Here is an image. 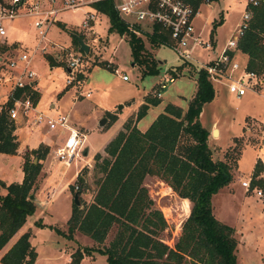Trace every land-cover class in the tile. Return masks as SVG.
Returning <instances> with one entry per match:
<instances>
[{"label": "rangeland", "instance_id": "rangeland-1", "mask_svg": "<svg viewBox=\"0 0 264 264\" xmlns=\"http://www.w3.org/2000/svg\"><path fill=\"white\" fill-rule=\"evenodd\" d=\"M42 4L44 8L60 7L62 0H57L52 5ZM243 8L242 0H217L209 5L204 4L200 9V16L194 20L195 30L201 33L203 39L210 38L212 22L219 19L220 14L223 21L213 31V49L208 50L199 46L192 49L193 63L191 62L192 66H190L192 71L188 70L186 63L176 58L170 46L154 47L145 33L138 35L142 38L146 51L157 61L159 67L157 74L146 76H142L145 65L135 63L128 36L122 35L123 38L120 40L119 33L110 32L108 17L97 11L93 5L62 9L52 16L49 23H46L43 16L25 14L24 10L20 11L22 14L6 21L5 35L0 37V56L4 61L14 58L18 53H26L29 56V67L38 75L36 88L37 90L39 88L40 96L36 108L46 114L57 112L68 114L69 125L87 135L83 145L87 154L83 155L81 160L72 162L69 167L61 164L56 167L58 173L66 172L64 180L68 182V191L57 192L54 190L53 182L44 193V198L46 200L49 198V201L43 206L37 204L34 214L26 220L27 226L30 227L28 231L31 235V244L37 252L34 264H71V255L76 249L84 246L108 245L116 232V225L109 230L104 242L100 244L78 231L74 232L72 239H69L49 227L51 225L67 230L65 222L74 195L69 187L75 183L76 168L79 167V171L84 173L86 189L83 190L81 197L83 204L86 205L92 199L96 189V179L99 177L94 167V155L100 153L105 156L104 147L122 129L121 121L130 109L122 110L123 104L135 107L143 93L152 96L153 90L158 88L160 81L164 79L167 81L169 77L174 76V81L167 82V88L161 91L160 103L148 110L138 123V127L144 130L154 118V114L167 103L176 104L183 110L187 108L196 87V71L202 63L214 60L220 53L240 22ZM88 13H93L95 18L90 26L83 27L82 23ZM40 19H44L42 27L46 31L44 40L40 38L34 26V22ZM58 23L80 34L83 41L89 45L88 53L81 51L79 46L70 40L68 32L61 29ZM43 42L59 47L49 46L44 52L38 49ZM5 46L9 52L2 55L1 50ZM46 53L61 65L52 66L50 69L44 56ZM79 54L81 60L73 74L74 77H71L65 69L66 65L71 55ZM236 59L240 63H245V57L240 53H237ZM104 62L111 68H114L113 63H115L116 72L108 69L107 66V68L103 67ZM181 64L185 66L179 69ZM123 74L128 76L127 81L122 80ZM78 75L81 77L78 78ZM87 77L90 78V83H86ZM68 78L72 79L70 84L66 82ZM213 86L216 91L215 97L211 102L204 104L199 120L206 129H209L208 144L212 149L213 158L229 162L233 175L232 181L212 197L213 212L220 221L235 227L238 238V263L264 264V197L252 196V191L244 192L240 184V180L251 176L252 172L249 171L254 154L258 148L264 147L263 121L252 116L263 111L264 93L248 91L238 98L229 93L222 83L213 82ZM262 88L264 89V86ZM87 92L90 93L89 96H86ZM3 96H7V88L0 86V102ZM129 100L133 102L130 105ZM51 104L54 106L51 107ZM120 104L122 106L119 108ZM104 110L118 112L117 123L109 125ZM20 124L23 131L27 132L38 131L45 134L50 131L44 124L32 125L30 117L21 120ZM218 128L220 134L217 136L218 132H216L214 136L213 129ZM63 136V133L58 134L57 129L51 130V134L48 135L51 139L50 150L55 148V142L60 143L59 140ZM185 140V136H182L179 144ZM50 150L48 160L57 164L52 157L54 153ZM18 172L19 163L16 159L0 155V175L17 180ZM41 180L42 178H38L36 188L32 192L36 203ZM144 185L154 201V206L162 212L167 222L166 229L159 237L166 245L173 247L181 232V224L189 213L190 202L179 197L156 176H146ZM40 218L44 224L42 227L36 226L34 222ZM15 238L16 234L0 251V256ZM78 264H106V259L104 255L95 251L84 254Z\"/></svg>", "mask_w": 264, "mask_h": 264}, {"label": "trees", "instance_id": "trees-1", "mask_svg": "<svg viewBox=\"0 0 264 264\" xmlns=\"http://www.w3.org/2000/svg\"><path fill=\"white\" fill-rule=\"evenodd\" d=\"M196 9L201 3L217 0H188ZM93 7L104 13L109 20V31L121 36L127 35L135 63L145 65L142 76L157 74V61L144 47L142 38L130 30L115 10L112 0H101ZM248 29L238 40L239 53L245 54L246 68L264 74V5L252 8ZM223 21L212 22V30ZM59 27L69 33L74 44L79 46L76 36L63 24ZM154 46L168 43V32L155 24L152 33H145ZM49 66L61 65L46 53ZM188 64V70L192 71ZM103 67L114 71L108 63ZM107 66V67H106ZM183 64L179 66L181 69ZM196 89L186 110L167 103L150 123L141 131L136 123L143 118L150 106L159 104L160 98L146 95L133 117L128 118L122 129L106 144L105 156L94 155L95 170L99 174L91 201L84 205L81 194L86 189L84 173L79 172L75 182L79 189L70 190L78 194V204L72 199L70 215L66 221L67 230L51 226L56 233L72 239L78 231L97 244L103 243L109 230L116 225V232L108 245L103 247L84 246L71 255V264H78L84 254L97 251L105 256L106 264H239L237 260L238 238L233 226L220 221L213 212L212 197L228 185L233 178L231 165L226 160L214 159L208 144L209 131L200 122L199 116L204 104L215 97L213 83L207 71H196ZM81 75H78L80 78ZM25 89H18V97ZM37 103L39 93L32 92ZM8 98L0 108V153L15 154L19 145L15 122L8 118ZM108 124L116 115L106 112ZM182 136L186 140L179 144ZM49 147L40 144L23 153V178L21 182L6 184L0 179V251L34 214L36 202L32 192L42 169V160ZM36 159L34 162L33 159ZM264 166L258 159L251 173L250 185L264 190ZM146 176H156L166 183L179 197L190 202L187 217L181 224V232L173 247L166 245L159 237L167 227L162 212L154 206L144 185ZM38 227L44 226L39 219ZM30 232L25 231L0 256L1 264H34L37 252L29 241Z\"/></svg>", "mask_w": 264, "mask_h": 264}, {"label": "built area", "instance_id": "built-area-1", "mask_svg": "<svg viewBox=\"0 0 264 264\" xmlns=\"http://www.w3.org/2000/svg\"><path fill=\"white\" fill-rule=\"evenodd\" d=\"M56 1L0 0V37L5 35L6 21L22 14L21 10H24L25 14L43 16L46 23H49L52 16L62 9H76L85 5H93L101 0H62L60 7L50 6L48 8H44L42 4L52 5ZM112 1L119 16L136 35L152 33L155 24L166 30L168 32V43L166 45L170 46L175 52L176 58L184 63H193L191 61V52L194 47L199 46L208 50L214 48L211 38L203 39L201 33L196 32L194 20L198 17L200 11L199 7L195 9L188 0ZM242 2L244 8L240 22L236 25L220 53L214 60L202 63L199 67L207 71L212 83H222L229 93L234 94L238 98L244 96L248 91L264 93L262 88L264 86V74L248 70L245 63H240L236 59L237 53H239L238 40L249 27L253 14L252 8L264 5V0H242ZM201 4H209V2ZM94 18L93 13H88L82 26H90ZM44 19L34 22L37 33L42 40L45 39L46 34V31L42 28ZM49 46L53 48L58 45H50L48 42H43L42 45L38 46V49L45 52ZM80 56V54L71 55L68 60L66 70L71 77L81 60ZM0 61V86L7 88V99H12V104L8 108V118L16 122L19 119L30 117L32 125L44 124L48 130H59L64 136L54 150V159L66 167H69L72 162L81 160L83 155H85L83 149L85 134L69 125V116L67 114L60 112L46 114L36 108L37 103L33 102L32 92L37 91L38 75L36 71L29 67V56L26 53H18L12 59L7 61L1 59ZM121 77L124 81L128 80L126 74ZM173 81L174 76L169 77L167 81L165 79L160 81L158 88L153 92V96L160 98L161 91L167 88V82L172 83ZM66 82L70 84L72 79L68 78ZM18 89H27L29 91H23L20 96L15 97L14 93ZM89 95L90 93L87 92L86 96ZM262 133L264 140V121ZM262 145L264 146V144ZM79 172L77 171L76 176ZM250 178L240 180L241 186L246 191H252L259 198L264 197V192L261 188L257 186L251 187ZM78 189L79 184L75 182L74 190Z\"/></svg>", "mask_w": 264, "mask_h": 264}, {"label": "crops", "instance_id": "crops-1", "mask_svg": "<svg viewBox=\"0 0 264 264\" xmlns=\"http://www.w3.org/2000/svg\"><path fill=\"white\" fill-rule=\"evenodd\" d=\"M211 3V2H210ZM209 3V4H210ZM209 4H207V5H209ZM204 6V4H201L200 6H199V11H200V9L202 8ZM198 16H200V13H199V15ZM198 18V17H197ZM66 28V27H65ZM66 29H68V28H66ZM69 34V33H68ZM70 36V35H69ZM70 38V40H71V36L69 37ZM122 38H123V36H121L120 37V40H122ZM72 41V40H71ZM71 43V42H70ZM10 48H12V47H10ZM9 52V50H8V48L5 46V47H2V50H1V54L3 55V54H7ZM240 55H242V56H244L245 57V60H244V62H246V60H247V56L245 55V54H242V53H240ZM1 59H3L2 58V56H0V60ZM48 62V61H47ZM110 62V61H109ZM111 63V62H110ZM113 63V62H112ZM113 66H114V68H116V64L115 63H113ZM0 68H1V61H0ZM50 69H52V66H50ZM66 69V68H65ZM115 72H116V69L114 70ZM86 83H90V78L89 77H87V79H86ZM156 89V88H155ZM154 89V90H155ZM195 89H196V87H195ZM154 90H153V92H154ZM37 92L39 93V96H40V91H39V88H38V90H37ZM194 93H195V90H194V92H193V94H192V96L194 95ZM148 93H143V95H142V98H141V100L135 105V107L133 106V105H131V106H133L132 108H131V106H128L126 103H124L123 104V109L122 110H125L126 108H130L126 113H125V115H124V117H123V119H122V121H121V128H122V126H123V124H124V122L129 118V117H131V116H133L135 113H136V111H137V109H138V107L144 102V99H145V96L147 95ZM215 94H216V91H215ZM153 95V94H152ZM192 96H191V98H192ZM190 98V99H191ZM189 99V100H190ZM6 100H7V96H3V99H1V102H0V107L6 102ZM128 102V101H127ZM132 102V100H129V105H130V103ZM133 103V102H132ZM131 103V104H132ZM160 103V102H159ZM158 105V104H157ZM166 105V104H165ZM164 105V106H165ZM54 105L53 104H51V107H53ZM156 106V105H155ZM164 106L162 107V109L159 111V112H156L154 115V118L152 119V121L155 119V117L160 113V112H162L163 111V108H164ZM188 106V105H187ZM152 107H154V106H150L149 108H148V110L149 109H151ZM203 109V108H202ZM148 110H147V112H148ZM184 110H186V108L184 109ZM104 113H106L107 111L106 110H104L103 111ZM202 112V111H201ZM109 113H113V112H109ZM261 113H263V115H264V109H263V111H261V112H257V113H255V114H252V116H255V117H257V118H260L262 121H264V116L261 114ZM113 114H115L116 115V120L114 121V122H112L111 123V125H113V124H115V123H117V121H118V119H119V113L118 112H116V113H113ZM201 114V113H200ZM68 115V114H67ZM105 117H106V115H105ZM26 118H22V119H19V120H17L16 122H15V126H16V128H15V131H14V133L16 134V136H17V139H18V142H19V145H18V148H17V151H16V153L15 154H6V153H0V155H5L6 156V158H9V159H16L17 160V163H19V174H18V178H17V180H12V178H10V177H7V176H2V175H0V179L2 180V181H4L6 184H9V183H11V182H21V180H22V178H23V171H22V164H23V153L26 151V150H31V149H35L38 145H40V144H43V145H45V146H48L49 147V150H50V142H51V139L48 137V135L49 134H51V130L50 131H47L45 134H41L40 132H38V131H32V132H27V131H23V128H21L20 127V122H21V120H25ZM108 119V121H109V117L108 118H106V120ZM142 119V118H141ZM141 119L136 123V125H137V127H138V123L141 121ZM151 121V122H152ZM24 122V121H23ZM150 122V123H151ZM217 124V123H216ZM150 125V124H149ZM148 125V126H149ZM35 126V125H34ZM148 126H146V128L148 127ZM72 127V126H71ZM74 128V127H73ZM139 128V127H138ZM146 128L144 129V130H146ZM76 129V128H75ZM140 129V128H139ZM141 130V129H140ZM144 130H141V131H144ZM209 130V129H208ZM217 130V132H218V134H217V136L220 134V129L218 128V129H213V132L214 131H216ZM58 134H60V131L58 130ZM84 134V133H83ZM85 138H87V135L85 134ZM60 141V140H59ZM57 142H55V148H56V146L58 145V144H56ZM55 148H51V152L52 153H54V150H55ZM87 148V147H86ZM49 153V152H48ZM86 154H87V152H85ZM94 153H96V152H94ZM50 154V153H49ZM255 156H254V160H253V162H252V165H251V168H250V171H249V173L250 172H252V170H253V167H254V165H255V163H256V161L258 160V159H260L261 161H262V164H263V166H264V147H260V148H258V150L256 151V154H254ZM52 157H54V156H52ZM35 159V158H34ZM34 159H33V161H34ZM42 169H41V173H40V175H39V179L40 178H42V180H41V183H40V188H39V192H38V194L36 195L37 197H36V200H38L37 201V203H36V205L37 204H41L42 206H43V204L44 205H46V203L49 201V198H48V200H46V198H44V193H45V191H46V188L49 186V185H51L53 182H54V184H55V189L54 190H56L57 192H59V191H68V182H66L65 180H64V174L66 173L65 171H62V172H60V173H58V171L56 170V167H57V165H59L60 163H58L57 162V164H56V162H55V164L53 163V161H50L49 162V160H48V154L46 155V157H45V159H43L42 161ZM54 164V165H53ZM62 165V164H61ZM77 171H79V167H77L76 168V173H77ZM260 176L261 177H263L264 176V172H262L261 174H260ZM76 178V177H75ZM249 178V177H248ZM227 186V185H226ZM243 189H244V192H248V191H246L245 190V188L244 187H242ZM1 193H5V190L4 189H1ZM252 196H256L254 193H252L251 194ZM214 196V195H213ZM257 197V196H256ZM257 198H259V197H257ZM37 208V207H36ZM70 211H71V208H70V210H69V214L67 215V219H68V217H69V215H70ZM67 219H66V221H67ZM39 220V219H38ZM40 220H41V218H40ZM220 220V219H219ZM35 221H37V220H35ZM34 221V222H35ZM47 224V223H46ZM65 224H66V222H65ZM230 225V224H229ZM231 226H233V225H231ZM234 227V226H233ZM235 228V227H234ZM30 229V227L29 226H27V224H26V222H25V224L19 229V231L17 232V233H15L16 234V238L14 239V241L17 239V237L20 235V234H22L23 232H25V231H28ZM13 241V242H14ZM29 241H30V243H31V235H30V237H29ZM12 242V243H13ZM32 245V244H31ZM240 245V244H239ZM33 246V245H32ZM34 247V246H33ZM35 248V247H34Z\"/></svg>", "mask_w": 264, "mask_h": 264}, {"label": "water", "instance_id": "water-1", "mask_svg": "<svg viewBox=\"0 0 264 264\" xmlns=\"http://www.w3.org/2000/svg\"><path fill=\"white\" fill-rule=\"evenodd\" d=\"M77 37V40H78V43H79V49L81 50V51H83L84 53H88V51H89V45L88 44H86L84 41H83V39H81L79 36H76ZM122 105L120 104L119 105V108L121 107ZM103 121L105 122V119L103 118ZM86 154V153H85ZM36 161V159H34V162ZM31 197H33V194L31 195ZM73 200H74V202L76 203V204H78V194L77 193H75L74 195H73Z\"/></svg>", "mask_w": 264, "mask_h": 264}, {"label": "bare ground", "instance_id": "bare-ground-1", "mask_svg": "<svg viewBox=\"0 0 264 264\" xmlns=\"http://www.w3.org/2000/svg\"><path fill=\"white\" fill-rule=\"evenodd\" d=\"M216 132H217V130L213 132L214 136H215V133H216Z\"/></svg>", "mask_w": 264, "mask_h": 264}]
</instances>
